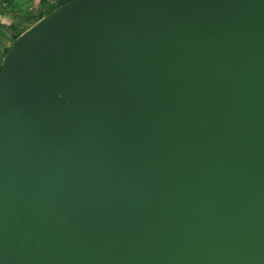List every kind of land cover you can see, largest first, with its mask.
Instances as JSON below:
<instances>
[{"label": "water", "instance_id": "obj_1", "mask_svg": "<svg viewBox=\"0 0 264 264\" xmlns=\"http://www.w3.org/2000/svg\"><path fill=\"white\" fill-rule=\"evenodd\" d=\"M0 264H264V0H72L14 37Z\"/></svg>", "mask_w": 264, "mask_h": 264}, {"label": "trees", "instance_id": "obj_2", "mask_svg": "<svg viewBox=\"0 0 264 264\" xmlns=\"http://www.w3.org/2000/svg\"><path fill=\"white\" fill-rule=\"evenodd\" d=\"M72 0H40L39 1V7L41 9V12L39 13V15L37 17L32 16L30 13H28V15L25 18H22V22L18 25L15 24H11L9 29L11 31V33L7 36V37H3L5 42L3 44V48L0 49V58L2 53L5 51V49L7 48V46L9 45V43L11 42V40L16 37L17 35H19L23 30H25L26 28H28L30 25L34 24L36 21H38L39 19H41L42 17H44L45 15L51 13L53 10H55L56 8L70 2ZM3 2H1L2 4ZM4 13V11L2 12Z\"/></svg>", "mask_w": 264, "mask_h": 264}, {"label": "rangeland", "instance_id": "obj_3", "mask_svg": "<svg viewBox=\"0 0 264 264\" xmlns=\"http://www.w3.org/2000/svg\"><path fill=\"white\" fill-rule=\"evenodd\" d=\"M39 1L40 0H24L22 3H20L21 11L19 12L21 13V15L19 16H22V18H25L28 15V13H30L32 16L37 17L39 13L41 12V9L39 7ZM16 14H18V9H15V11L4 13L3 21L0 22V32L2 33V36L4 38L7 37L11 33L9 27L11 23L13 22V20H15ZM1 33H0V46H3L5 40L4 38L2 39Z\"/></svg>", "mask_w": 264, "mask_h": 264}, {"label": "crops", "instance_id": "obj_4", "mask_svg": "<svg viewBox=\"0 0 264 264\" xmlns=\"http://www.w3.org/2000/svg\"><path fill=\"white\" fill-rule=\"evenodd\" d=\"M23 1L24 0H0V22L3 21L4 13L15 11V9H18V14H16V18H15V20H13V22L11 24H15V25L20 24L22 22V16H19V15H21V13L19 12V11H21V8H20L21 4L20 3H22ZM1 2H3V3L1 4ZM3 11H6V12L2 13ZM1 37H2V33H1ZM2 47L3 46H0V49Z\"/></svg>", "mask_w": 264, "mask_h": 264}]
</instances>
